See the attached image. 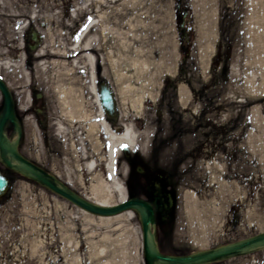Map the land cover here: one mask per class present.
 Returning <instances> with one entry per match:
<instances>
[{
    "label": "rangeland",
    "instance_id": "374dc122",
    "mask_svg": "<svg viewBox=\"0 0 264 264\" xmlns=\"http://www.w3.org/2000/svg\"><path fill=\"white\" fill-rule=\"evenodd\" d=\"M85 1H90L94 14L92 8L77 3L37 7L41 10L35 13L40 21L37 26L42 25L40 48L46 54L38 55L36 60L69 62L64 55L50 53L57 47H69V43L64 44L68 34L63 27L74 24L75 16L84 10L90 18H104L99 14L104 8L93 4L96 0ZM263 1L155 0L153 8L145 6L129 14L133 25L123 16L121 31L125 34L129 26L145 28L142 16L156 13V17L151 15L146 20L150 25L153 20L152 58L160 67L150 69L146 81L153 89L143 92L138 110L127 92L128 83L122 92L116 75L110 72L105 80L102 71L101 76L98 74L99 81H107L114 89L120 118L144 138V143L136 144L133 150L122 146L126 156L121 155V148L115 178L125 200L150 203L155 194L164 199L167 211L164 216H156L152 229L165 254L210 250L264 231V97L254 100L244 94L250 90L251 79L256 78L260 86L264 84L258 69L250 72L256 66L264 67L262 63L255 64L258 56H251L264 54ZM102 2L106 4V18L112 10L118 13L121 0ZM68 7L73 10L72 19L64 20L62 11ZM143 9L147 11L142 13ZM113 21L117 22V18ZM97 26L99 40L103 28L106 26L109 32L111 25L100 22ZM10 31L9 6L2 5L0 77L12 89L24 83L27 86L28 80L19 69L17 77L13 74ZM219 35V50L208 72ZM23 61L21 54L17 65ZM78 64L87 75V63L82 60ZM49 72L53 74L52 67ZM128 74L129 67L125 66L124 79ZM13 75L17 78L15 86ZM254 87V93L261 90L256 83ZM27 103L26 100L24 104ZM3 108L1 96V112ZM95 110L96 123L97 103ZM114 121L112 125L119 126ZM21 126L27 130L25 142L19 146L25 158L66 190L80 197H93L94 174L86 168L83 151L87 142L80 150L81 157L78 148L68 150V161L73 166H68L67 160L61 164L57 158L45 164L41 160L44 155L39 126L31 118ZM96 138V143L92 137L90 140L91 155L97 161L94 172L103 173L108 183L110 178L103 165L107 145L100 130ZM110 191L112 202L120 203V193ZM87 212L41 183L18 175L10 193L0 201V264H146L137 212L130 208L108 215ZM104 218L107 221H102ZM200 232L205 237L208 234L204 242L196 239ZM205 264H264V248Z\"/></svg>",
    "mask_w": 264,
    "mask_h": 264
},
{
    "label": "bare ground",
    "instance_id": "6f19581e",
    "mask_svg": "<svg viewBox=\"0 0 264 264\" xmlns=\"http://www.w3.org/2000/svg\"><path fill=\"white\" fill-rule=\"evenodd\" d=\"M144 2H146V4H143ZM154 2L155 0H151L150 3L145 0L143 1V3L142 0H121V3L118 4V13L115 14L116 12L112 10L110 11L112 15L109 16V18H106V4L102 2V0H96V2L93 3L94 6H102V8H104L102 11L99 10L100 16L104 17L103 20H97L94 17L90 18L88 21V25L84 26L79 32V34L76 37H73V39H71L69 43L70 45L67 49L57 47L50 52L51 54L55 55L69 54L68 56L69 58H71L70 61L66 62L65 60L60 59H52L49 63L44 60L38 62L36 61L32 67L31 79L28 75H26V78L29 79V81H34L36 84L44 88L54 87L55 89H57V101L62 112L64 113L63 117L64 119H66V115H68L66 113H68L75 107L74 103L70 102L67 96L65 95L67 87L63 88L64 82L69 79H72V69L76 67L80 61L83 60L87 63L89 67V78L91 81L90 85H92V82H94L93 69L94 67H96V63H99L102 68L103 76L106 75L105 77H107L110 72L116 75V80L118 79V85L121 91L122 88L126 85V83L129 84L127 85V92L129 94V97L132 99L134 107L137 108V110L140 109L141 95H143L145 91L151 92L153 89L152 84H149V82L146 81L148 75L151 72L150 69L154 68L153 66L160 67V63H155L152 58V54L154 52V45L152 41L153 39L151 37V30L153 29L151 25L153 24V20H151V25L146 20L151 15L153 17H156V13L152 12L148 16H142L141 21H144L143 23L145 28H133V26H129V28L127 29V33L125 34H123V32L121 31V23L124 19L123 16L125 17L126 15V20H129V25H133V20L131 19V16H129V14H131V12H137L145 6L146 9L153 8ZM2 5L8 8L9 0H0V6ZM87 6H89V4H87ZM146 9H143L142 13H145L147 11ZM115 17L117 18V22L113 21ZM99 21L107 25L109 24L111 25V27L113 25V28L110 27V30L108 32L107 27L105 26L101 31L100 39L98 40L100 29L98 28L97 24H100ZM117 28L118 32L115 31V29ZM42 53L43 51L40 49L38 54ZM255 63L264 64V54L258 55V58L255 60ZM125 66L129 67V74L124 79L122 74ZM50 67H52V69L54 70L53 74H50L49 72ZM70 67H72V69H69ZM68 85L71 84L68 83ZM135 86L136 88H134ZM262 92H264V89L259 90L256 93L251 92V89H247L245 90L244 94H246L248 97L255 98L256 96H259V94ZM97 110V122L95 123L94 120V124L93 126L91 125V127L94 129L95 134L98 132V130L103 133V137L107 145V157L104 160L103 165L105 174L110 178V182L107 183L104 181L102 175L103 173L99 174L98 172H94V170H96L97 168V161L91 155V151L89 149L85 150V154L87 157L86 168L89 173L94 174L95 182V185L91 187L93 197L86 199L97 206L110 207L114 205V203L112 202V194L110 190H116L118 193H120V196H122V200L125 199L122 193V189L116 181L114 172L115 163L119 159V151L121 148H123L122 146L124 144L127 148H129V150L135 149L136 144L140 145L139 143H144V138L143 136L138 135L135 132L134 128L131 125L124 123L123 120H120L121 132L117 133L116 130L110 128V125L107 123L100 107L98 106V102ZM79 113L77 117L79 119V122L83 123L86 119V116L83 115L81 112ZM61 124V122L57 123L58 129H61ZM17 139L18 137L16 136L14 138V145L17 143ZM94 140L96 143L97 139L95 138ZM67 164L68 166L70 164L68 160ZM14 167L23 176L38 181L36 176L27 171L17 160H14ZM58 185L62 187L61 184ZM130 209H133L135 212H137L139 218H142L147 215L145 208L141 205H133ZM102 221H107V218L102 219ZM152 227L153 226L150 224L149 229L147 231V248L149 251L156 253L158 252V247L155 239V233ZM207 235L208 234H206V237ZM196 236V239L199 242H204L206 239L205 234H201V232ZM254 237L256 236H250L235 242L218 245L210 251H194L191 253V255L196 257L197 255L206 252L219 253L231 247H238L239 245H242V243L252 241ZM239 247L241 248L235 253L245 254L255 250L263 249L264 242H250L249 244H245L244 246ZM168 259L169 260L156 259L154 260L153 264H202V262L199 260L184 262L183 260H180L171 255H169ZM112 264L125 263L112 262Z\"/></svg>",
    "mask_w": 264,
    "mask_h": 264
},
{
    "label": "flooded vegetation",
    "instance_id": "af4514ba",
    "mask_svg": "<svg viewBox=\"0 0 264 264\" xmlns=\"http://www.w3.org/2000/svg\"><path fill=\"white\" fill-rule=\"evenodd\" d=\"M46 3H77L88 9L92 8L91 6H87V4H90V1L85 0H57L50 2L47 0H12L9 7V23L12 40L9 51L13 61V74L16 77L17 69H19V71L23 73V76L28 75L31 79V71L34 58L36 57L35 54L39 48V32L42 28V25L37 26L40 21L37 19L35 13L41 11L38 9V6ZM71 12H73V10L68 7L67 10L62 11V18L64 20H71ZM91 12L94 14L95 10L92 8ZM89 19V15H87L86 10H84L83 13H79L75 16L74 24L63 27L68 34L66 36L68 41L64 42L65 45L70 43L71 39L76 37L84 26L88 25ZM21 54L23 55L24 61L20 65H17L18 57H20ZM68 59L70 60L71 58L68 57ZM78 67L79 69H72V79L65 81L63 86V88L67 87L65 95L70 102L74 103L75 107L66 113L68 114L66 115L68 119H64V113L57 103V89L54 87H38L32 80L28 81L27 86H25V83L18 86L16 85L17 78L14 75L12 76L13 84L16 86L14 88L12 87V89L9 88V94L14 121L9 117L4 122L2 129V133L8 143H14V138L17 136V149L19 150V146H21V143L25 142L27 136V130L24 126H21V123L31 118L33 123L40 128L39 138L43 148L44 157L41 159L43 163L48 164L50 161L57 158L59 163L64 164V158H70L68 150H76L78 148L81 157L82 153L80 150L84 146H87L86 142L88 144L87 147L90 148L91 133L88 131L90 128L89 119H94L96 114L98 85L102 82L98 80V74L101 76V68L98 70L97 66L94 67V82L90 85L89 68L86 69L87 75H85V70L80 69L81 65H78ZM85 76H87V79H85ZM68 83L71 85H68ZM18 87L21 89H18ZM1 96L3 97V94L0 89V99ZM26 100L28 103L24 104ZM79 112L86 116L83 123H80L77 117ZM1 117L2 113L0 111V120ZM59 120H61L62 123L61 130H58L57 126ZM113 127L117 128V126ZM2 133L0 131V135H2ZM93 136L94 132L91 137ZM7 141H0V145L6 146ZM51 158H53V160H51ZM17 174L11 156L8 157L6 150H0V175L8 182L7 192L0 197V201L10 193L11 188L18 178ZM166 205L164 199L161 197L160 208L159 210H155V214L164 216L167 211Z\"/></svg>",
    "mask_w": 264,
    "mask_h": 264
},
{
    "label": "water",
    "instance_id": "95a60500",
    "mask_svg": "<svg viewBox=\"0 0 264 264\" xmlns=\"http://www.w3.org/2000/svg\"><path fill=\"white\" fill-rule=\"evenodd\" d=\"M1 88L4 92V94L7 96L6 89L4 88V86L1 85ZM101 89L102 90L100 92V97H99L100 103H101L102 107L104 108V110L108 114L112 115V113L114 111V101L112 98V93L104 85L101 86ZM6 105H7V111H8L9 110V100L8 99L6 100ZM0 127H2V124ZM11 150H12L13 155L18 160H20L22 163L26 164V169L30 173L35 175L40 182H42L44 185L48 186L53 191L59 193L60 195L65 196L66 198L74 201L75 203L79 204L81 207H83V208H85V209H87L93 213L111 214V213H116V212L122 211L124 209L130 208L134 204L142 205L148 212L147 215H145L144 217L141 218L145 258L149 262V264H151L150 261L152 259L169 260L168 256L161 255L158 252L154 253L152 251H149L147 248L148 223L153 222L152 207L150 205H148L147 203H142L138 200L128 199V200L123 201L122 203H120L118 205H114V206H110V207L97 206V205L87 201L86 199H84L82 197L74 196V195L66 192L62 187L51 182L47 176H44L43 174L38 172V170L34 169L22 156H20L14 150V148ZM5 187H6V180L3 177H0V194L3 192ZM158 206H159V204H158V202H156V207L158 208ZM250 242H264V232L261 233L260 235H257L256 237H254V239H252V241L242 243V245H239V246H244L245 244H249ZM239 246L238 247H231V248L226 249L225 251H222L219 253L206 252V253H202L200 255H197L196 257L188 255V256H179L176 258L183 260L184 262L193 261V260H199L201 262H207V261L216 260V259L222 258L224 256H228L230 254H233L241 248Z\"/></svg>",
    "mask_w": 264,
    "mask_h": 264
}]
</instances>
